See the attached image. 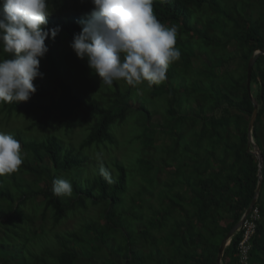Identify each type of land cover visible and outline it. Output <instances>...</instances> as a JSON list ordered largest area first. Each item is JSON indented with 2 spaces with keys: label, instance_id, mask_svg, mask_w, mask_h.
I'll use <instances>...</instances> for the list:
<instances>
[{
  "label": "trees",
  "instance_id": "16d2710c",
  "mask_svg": "<svg viewBox=\"0 0 264 264\" xmlns=\"http://www.w3.org/2000/svg\"><path fill=\"white\" fill-rule=\"evenodd\" d=\"M50 5L45 28L60 31L45 40L36 92L0 104V131L27 153L19 171L0 177V251L18 249L0 253V264H216L259 181L246 264H264V55L255 54L264 50V0H154L157 19L177 28L181 57L162 84L110 88L69 46L90 0ZM60 177L71 180V196L53 195ZM241 238L238 230L221 264H243Z\"/></svg>",
  "mask_w": 264,
  "mask_h": 264
},
{
  "label": "clouds",
  "instance_id": "9594fccd",
  "mask_svg": "<svg viewBox=\"0 0 264 264\" xmlns=\"http://www.w3.org/2000/svg\"><path fill=\"white\" fill-rule=\"evenodd\" d=\"M90 2L89 18L79 22L81 30L69 45L76 57L86 60L100 84L109 88L117 81L132 87L162 84L181 52L177 28L157 19L154 0ZM52 14L50 0H0V104L27 102L36 92L34 81L43 77L40 60L48 52L45 40L60 31L45 28ZM26 155L12 134L0 131V177L19 171ZM97 174L109 185L116 182L104 166ZM51 191L71 196V180L54 179Z\"/></svg>",
  "mask_w": 264,
  "mask_h": 264
},
{
  "label": "water",
  "instance_id": "95a60500",
  "mask_svg": "<svg viewBox=\"0 0 264 264\" xmlns=\"http://www.w3.org/2000/svg\"><path fill=\"white\" fill-rule=\"evenodd\" d=\"M255 54L256 55H259V54L264 55V50L258 51ZM255 60H256V58L251 59L249 61L248 65H247V81H246V87H247V92H248L250 98H252L251 97V94H250L251 74H252V68H253V65L255 63ZM257 110H258V106L256 104H254L252 116H251V119H250V122H249V126H248V130H249L248 148L250 147L251 144H253V140H252V137H251V132H252V128L254 126V122H255V119H256V116H257ZM256 155H257V157L259 159V168H260L262 157L258 153H256ZM260 188H261V182L259 181L258 182V185H257V188H256V191H255V194H254V197H253V199H252V201H251L248 209L245 211L244 215L242 216V219H240V221L228 232V234L221 241L220 246L218 248V253H217V258H216V264H221V259H222L223 252H224L226 246L229 244V241L232 238V236L238 231V229H239V227H240L243 219L249 214V212L251 211V209L255 205L256 199H257V197L259 195V192H260Z\"/></svg>",
  "mask_w": 264,
  "mask_h": 264
},
{
  "label": "built area",
  "instance_id": "2783aa9c",
  "mask_svg": "<svg viewBox=\"0 0 264 264\" xmlns=\"http://www.w3.org/2000/svg\"><path fill=\"white\" fill-rule=\"evenodd\" d=\"M259 218V212L256 208L251 209L250 213L243 219L239 230L242 231V238L238 244L237 257L239 261L246 264L250 250V241L255 234L256 221Z\"/></svg>",
  "mask_w": 264,
  "mask_h": 264
},
{
  "label": "rangeland",
  "instance_id": "374dc122",
  "mask_svg": "<svg viewBox=\"0 0 264 264\" xmlns=\"http://www.w3.org/2000/svg\"><path fill=\"white\" fill-rule=\"evenodd\" d=\"M229 50L230 51H232L233 50V46H230V48H229ZM195 64L196 65H199L200 64V62H199V60H196L195 61ZM232 65L233 66H235V67H238L239 65H240V61H238V60H236L235 62H233L232 63ZM122 85V84H121ZM124 86V85H123ZM149 106H151V105H149ZM159 116H155L154 118H153V121L154 122H156L157 120H159ZM163 140V138H158V142H160V141H162ZM254 153H256V152H258L256 149H254V151H253ZM121 155V153H119L118 154V156H120ZM160 177H161V179H164V178H167V172H166V170H163L161 173H160ZM4 205V204H3ZM2 211H3V209H1L0 208V217L1 216H3V214H4V212L2 213ZM67 225H65V226H67V227H70V222H68V223H66ZM29 235L31 236V233H29ZM35 235L36 234H33V238L35 237ZM36 238V242H39L40 240V238H42V234L41 233H37V236L35 237ZM18 251V249L17 248H14V250H13V248H10L9 249V251H6V252H4V251H0V253H1V256H2V258H5V257H7V256H13V254L16 252L17 253V251ZM19 253V252H18ZM19 256V258H21V260L22 261H25V260H27V261H31V258H30V256H29V254L28 253H26V252H24L23 254H19L18 255ZM22 256H23V259H22Z\"/></svg>",
  "mask_w": 264,
  "mask_h": 264
},
{
  "label": "bare ground",
  "instance_id": "6f19581e",
  "mask_svg": "<svg viewBox=\"0 0 264 264\" xmlns=\"http://www.w3.org/2000/svg\"><path fill=\"white\" fill-rule=\"evenodd\" d=\"M241 219H242V217H241Z\"/></svg>",
  "mask_w": 264,
  "mask_h": 264
}]
</instances>
